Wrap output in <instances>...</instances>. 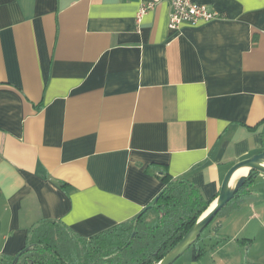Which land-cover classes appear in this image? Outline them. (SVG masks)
Segmentation results:
<instances>
[{"label":"crops","instance_id":"1","mask_svg":"<svg viewBox=\"0 0 264 264\" xmlns=\"http://www.w3.org/2000/svg\"><path fill=\"white\" fill-rule=\"evenodd\" d=\"M193 1L218 18L170 31V0L138 27L139 0H0V256L43 220L88 238L134 218L163 173L210 208L264 152V0ZM231 208L174 264H264V174Z\"/></svg>","mask_w":264,"mask_h":264},{"label":"trees","instance_id":"2","mask_svg":"<svg viewBox=\"0 0 264 264\" xmlns=\"http://www.w3.org/2000/svg\"><path fill=\"white\" fill-rule=\"evenodd\" d=\"M257 174L249 171L242 188L218 216L232 210L231 205ZM162 181L165 187L156 200L137 216L88 238L59 221L36 223L29 230L22 249L28 250L20 256V261L22 264H26V260H32L33 264H157L212 202L205 201L184 179H172L163 173ZM14 257L0 256V264H11Z\"/></svg>","mask_w":264,"mask_h":264},{"label":"water","instance_id":"3","mask_svg":"<svg viewBox=\"0 0 264 264\" xmlns=\"http://www.w3.org/2000/svg\"><path fill=\"white\" fill-rule=\"evenodd\" d=\"M246 168L248 171L245 175H241L233 179L234 174L239 170ZM250 170L257 173L264 174V152L253 155L248 159L241 160L235 163L226 172L219 194L215 200L213 207L207 210L198 218V220L191 226L182 239L157 263V264H173L179 257H181L187 249L200 237L201 233L211 223L218 212L226 207V205L234 198L235 194L244 185L247 175ZM156 200V199H155ZM28 249L22 250L18 253L11 264H22L20 256ZM26 264H33L32 260H26Z\"/></svg>","mask_w":264,"mask_h":264},{"label":"built area","instance_id":"4","mask_svg":"<svg viewBox=\"0 0 264 264\" xmlns=\"http://www.w3.org/2000/svg\"><path fill=\"white\" fill-rule=\"evenodd\" d=\"M162 0H139V7L135 15L137 27L142 22L143 16L154 9ZM171 11L168 20V29L178 31L184 24L198 25L218 18L215 11L205 5H199L193 0H170Z\"/></svg>","mask_w":264,"mask_h":264},{"label":"rangeland","instance_id":"5","mask_svg":"<svg viewBox=\"0 0 264 264\" xmlns=\"http://www.w3.org/2000/svg\"><path fill=\"white\" fill-rule=\"evenodd\" d=\"M219 216L217 215V216H215V218L211 221V223L207 226V228H205V230L201 233V235H200V237L206 232V231H208V229L209 228H212V227H214L215 225H216V221H217V218H218ZM149 218L150 217H148V220H149ZM199 237V238H200ZM188 255V254H187ZM182 257L183 256H181V257H179L174 263H176L177 261H179V259H182ZM173 263V264H174Z\"/></svg>","mask_w":264,"mask_h":264},{"label":"bare ground","instance_id":"6","mask_svg":"<svg viewBox=\"0 0 264 264\" xmlns=\"http://www.w3.org/2000/svg\"><path fill=\"white\" fill-rule=\"evenodd\" d=\"M248 171L246 168H243V169H239L233 176V179H236V176H239V175H245ZM243 172H246V173H243ZM214 205H212L211 207H213Z\"/></svg>","mask_w":264,"mask_h":264}]
</instances>
